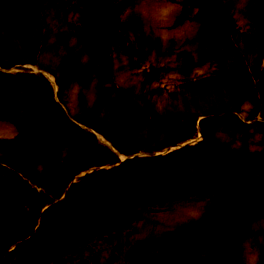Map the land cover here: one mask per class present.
Instances as JSON below:
<instances>
[{"label":"rangeland","instance_id":"1","mask_svg":"<svg viewBox=\"0 0 264 264\" xmlns=\"http://www.w3.org/2000/svg\"><path fill=\"white\" fill-rule=\"evenodd\" d=\"M1 126L0 264H264V0H0Z\"/></svg>","mask_w":264,"mask_h":264},{"label":"water","instance_id":"2","mask_svg":"<svg viewBox=\"0 0 264 264\" xmlns=\"http://www.w3.org/2000/svg\"><path fill=\"white\" fill-rule=\"evenodd\" d=\"M200 158L211 164L233 169L237 166L235 159L214 150H204L199 154ZM89 156L84 158L88 161ZM264 209V186L257 188L250 198L246 199L240 208V211L245 216H252L261 212Z\"/></svg>","mask_w":264,"mask_h":264},{"label":"bare ground","instance_id":"3","mask_svg":"<svg viewBox=\"0 0 264 264\" xmlns=\"http://www.w3.org/2000/svg\"><path fill=\"white\" fill-rule=\"evenodd\" d=\"M48 77L50 78L51 82L54 84V87H55V89H56V84L54 83L53 78H52L51 76H48ZM0 131L5 132L4 129H3V126H1ZM6 131H7V130H6ZM5 133H6V132H5ZM7 133H8V132H7ZM97 137H98V140H99L101 143H104V144H106L107 146L112 147V146L110 145V143L107 142L104 138H102V137L99 136V135H97ZM199 140H200V136H198V137L195 138L194 140L190 141L189 143L194 144V143L198 142ZM179 146H180V145H179ZM177 147H178V146H177ZM173 148H174V147H172V148H170V149H173Z\"/></svg>","mask_w":264,"mask_h":264}]
</instances>
